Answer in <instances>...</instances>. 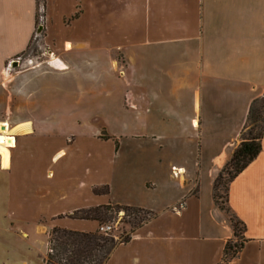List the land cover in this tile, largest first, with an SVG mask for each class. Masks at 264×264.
I'll return each mask as SVG.
<instances>
[{"label":"crops","instance_id":"0c3cea01","mask_svg":"<svg viewBox=\"0 0 264 264\" xmlns=\"http://www.w3.org/2000/svg\"><path fill=\"white\" fill-rule=\"evenodd\" d=\"M46 2L47 22L79 15L48 30L58 57L22 67L16 62L36 31L37 1L0 0V129L7 124L14 139L0 144V264H46L54 227L100 225L61 215L105 204L156 214L106 264H222L233 228L213 200V180L239 142L251 101L264 93V0ZM91 45L106 53L102 109L113 143L95 164L67 141L66 119L76 113L69 85L39 79L69 68L61 53ZM37 131H63L65 141L44 145L37 163L15 157L19 140ZM103 186L108 192H94ZM229 204L247 240L223 264H264V137L230 183Z\"/></svg>","mask_w":264,"mask_h":264},{"label":"rangeland","instance_id":"374dc122","mask_svg":"<svg viewBox=\"0 0 264 264\" xmlns=\"http://www.w3.org/2000/svg\"><path fill=\"white\" fill-rule=\"evenodd\" d=\"M46 1L38 0L36 31L34 32L30 47L17 59V62L15 61L16 63L19 62L22 67L23 65L31 64L33 61H42L44 59L49 60L54 58V56L58 57L60 50L59 41L57 38H54V41L48 39L46 37L49 33L48 30L50 31L52 28L58 30L57 28L59 26H67L72 23V18L79 15V12H77L76 14L65 18L62 23L58 24L56 22L53 23V21L47 22L46 8L45 10L43 8L44 2L46 6ZM94 25L98 26V23L94 22ZM93 40L99 41L100 39L97 38ZM63 44L65 45V41ZM61 54H64V58L69 62V68L64 72L49 71L46 74L41 75L39 79L44 83L50 82L56 84L57 86L55 88L59 85H63V87L69 85V93L72 94V97L74 96L71 99L72 102H74L72 109H74L76 113L70 119H66L67 124L69 125V128L67 129L71 130V134L68 135L67 141L73 142L72 144L78 152L84 151L90 153V161L95 164L102 156L106 157L109 155L113 144L111 141H107V138L110 136L104 128L105 123L108 120V122H111L112 119L106 117V112L102 109V99H104L102 98V93H104L103 97L106 96L105 82H102V77L106 76L105 66H103L106 60V53L103 52L101 45H91L82 47L73 54L68 52H63ZM115 56H117V54H114V57ZM120 56L123 55L120 54ZM112 64L118 65L120 64V61H115ZM9 66L13 69L12 65ZM120 73H124V66L120 68ZM82 100H85L83 102L84 104L79 105ZM0 132H2L1 129ZM64 136L65 133H63V131L49 134L37 131L36 133L19 140V151L21 150V147H24V149L21 150L20 153H18V149L14 150V156L16 157L23 153L22 158L28 163H37V159L42 154L41 148L46 145L45 149L47 150V147H54L64 143ZM1 186L2 184H0V187ZM224 213L228 218L230 217V213L226 210H224ZM63 216L72 217L70 214L61 215V217ZM129 219H131V216L126 214L124 210L117 211L114 208L108 212L107 218L104 222L99 224H112L113 228L107 235H113L115 239L121 240L127 235V231L130 229V224L128 223ZM52 231L53 229L50 231L48 237L49 251L52 247L50 240L54 237Z\"/></svg>","mask_w":264,"mask_h":264},{"label":"trees","instance_id":"16d2710c","mask_svg":"<svg viewBox=\"0 0 264 264\" xmlns=\"http://www.w3.org/2000/svg\"><path fill=\"white\" fill-rule=\"evenodd\" d=\"M37 1V5L38 0ZM46 1V0H44ZM45 10V2L43 5ZM45 16V15H44ZM264 137V93L254 98L248 110L246 121L240 132L239 142L216 173L213 180V200L221 210L230 213L229 221L233 228V236L224 246L222 263H227L237 257L247 240L245 236L246 223L238 217L229 204V186L234 178L242 172L260 153ZM94 192H108L107 186L94 187ZM181 203L179 206H182ZM124 210L131 216L128 220L130 229L127 235L117 240L113 235H107L99 230L86 232L66 228H53L52 247L46 256V264H106L113 249L122 242H128L131 233L150 220L156 214L148 209L122 204H105L96 207L82 208L70 214L73 218L91 219L104 222L112 209Z\"/></svg>","mask_w":264,"mask_h":264},{"label":"bare ground","instance_id":"6f19581e","mask_svg":"<svg viewBox=\"0 0 264 264\" xmlns=\"http://www.w3.org/2000/svg\"><path fill=\"white\" fill-rule=\"evenodd\" d=\"M58 65H62L63 66V63L59 62L57 63ZM2 132H0V144H7V145H13L14 143V139L12 137H8L6 135V131H7V124H3V127L1 128ZM1 147V145H0ZM5 151V150H3Z\"/></svg>","mask_w":264,"mask_h":264},{"label":"built area","instance_id":"2783aa9c","mask_svg":"<svg viewBox=\"0 0 264 264\" xmlns=\"http://www.w3.org/2000/svg\"><path fill=\"white\" fill-rule=\"evenodd\" d=\"M175 168V167H174ZM113 228V225L110 223H104L99 226V231L102 233H110Z\"/></svg>","mask_w":264,"mask_h":264}]
</instances>
